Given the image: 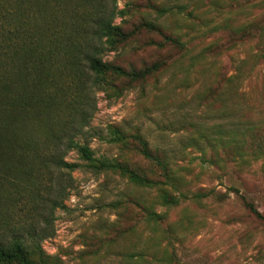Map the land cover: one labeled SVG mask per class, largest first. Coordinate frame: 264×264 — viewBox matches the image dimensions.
Returning a JSON list of instances; mask_svg holds the SVG:
<instances>
[{
	"label": "rangeland",
	"instance_id": "rangeland-1",
	"mask_svg": "<svg viewBox=\"0 0 264 264\" xmlns=\"http://www.w3.org/2000/svg\"><path fill=\"white\" fill-rule=\"evenodd\" d=\"M96 4L106 15L120 11L114 22L130 33L103 59L128 70L159 68L143 79L108 75L89 89L84 136L76 139L98 160L165 180L138 141L110 140L114 128L137 134L164 154L170 178L141 186L69 151L66 159L82 166L56 174L66 181L60 197L66 208L54 211L50 234L33 258L46 264H264V0ZM164 192L179 202L166 204Z\"/></svg>",
	"mask_w": 264,
	"mask_h": 264
},
{
	"label": "trees",
	"instance_id": "trees-1",
	"mask_svg": "<svg viewBox=\"0 0 264 264\" xmlns=\"http://www.w3.org/2000/svg\"><path fill=\"white\" fill-rule=\"evenodd\" d=\"M119 13L114 9L106 15L96 0H0V264H46L33 255L42 251L54 211L66 208L60 199L66 181L57 180L56 174L70 175L82 166L66 159L71 150L96 162V169L117 171L135 184H168L164 154L137 134L114 128L110 140L138 141L140 152L161 169L165 180L120 162L98 160L87 143L76 139L84 136L89 89L101 86L108 75L143 79L159 68L154 63L128 70L103 59L105 52L130 37L114 22ZM165 39L178 44L172 36ZM210 193L196 192L193 197ZM182 197L189 198L184 193ZM163 201L175 204L179 198L164 192ZM246 204L263 218L253 203Z\"/></svg>",
	"mask_w": 264,
	"mask_h": 264
}]
</instances>
